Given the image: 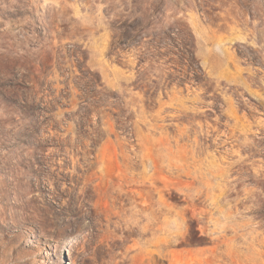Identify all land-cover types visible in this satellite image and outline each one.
Returning <instances> with one entry per match:
<instances>
[{"label":"rangeland","instance_id":"obj_1","mask_svg":"<svg viewBox=\"0 0 264 264\" xmlns=\"http://www.w3.org/2000/svg\"><path fill=\"white\" fill-rule=\"evenodd\" d=\"M0 264H264V0H0Z\"/></svg>","mask_w":264,"mask_h":264}]
</instances>
